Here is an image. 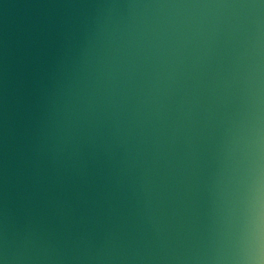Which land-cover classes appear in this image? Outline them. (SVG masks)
<instances>
[{
	"label": "clouds",
	"instance_id": "obj_1",
	"mask_svg": "<svg viewBox=\"0 0 264 264\" xmlns=\"http://www.w3.org/2000/svg\"><path fill=\"white\" fill-rule=\"evenodd\" d=\"M0 264H264V0H0Z\"/></svg>",
	"mask_w": 264,
	"mask_h": 264
}]
</instances>
